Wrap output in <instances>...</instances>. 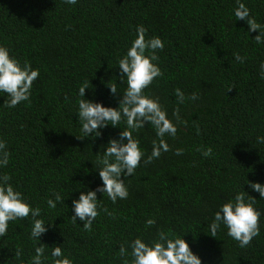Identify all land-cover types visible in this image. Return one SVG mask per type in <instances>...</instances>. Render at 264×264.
Instances as JSON below:
<instances>
[{
  "label": "trees",
  "instance_id": "obj_1",
  "mask_svg": "<svg viewBox=\"0 0 264 264\" xmlns=\"http://www.w3.org/2000/svg\"><path fill=\"white\" fill-rule=\"evenodd\" d=\"M250 15L264 25V0H242ZM236 0H0V44L23 63L39 69L30 102L13 109L0 106V138L7 141L9 165L0 170L30 203L42 209L46 222L42 234L45 264H51V246L61 245L73 264H124L119 246L137 236L154 237L157 229L186 233L185 239L202 264H264V200H257L260 231L245 248L218 231L208 235L217 205L238 191L247 180L264 183V44L247 33L243 20L235 21ZM143 25L148 36H159L158 51L163 75L146 89L157 98L169 117L179 109L182 124L175 137H165L169 151L151 163H141L125 180L128 197L115 204L97 198L101 209L91 230L71 219L72 199L87 185L94 189L98 173L91 171L95 154L119 128L102 130L101 137L78 139L75 134L76 93L89 81L86 99L117 106L122 93L112 96L107 83H120L116 60ZM233 53L244 57L236 62ZM123 86L118 85V90ZM199 99L177 103L174 90ZM5 97H0V105ZM123 127V125H121ZM148 155L156 139L145 125L134 134ZM182 149L180 155L175 150ZM211 148V155L203 151ZM123 179V176H122ZM82 183V184H81ZM245 184V185H244ZM244 186V189H243ZM53 192L67 197L55 209L44 203ZM156 223L145 228V220ZM27 221L9 223L0 237V264H27L33 242L27 238ZM188 232V233H187ZM49 246V247H48ZM16 248L20 259L13 258Z\"/></svg>",
  "mask_w": 264,
  "mask_h": 264
},
{
  "label": "clouds",
  "instance_id": "obj_2",
  "mask_svg": "<svg viewBox=\"0 0 264 264\" xmlns=\"http://www.w3.org/2000/svg\"><path fill=\"white\" fill-rule=\"evenodd\" d=\"M68 6L76 5L78 0H63ZM235 21L243 20L247 24V33L258 30L253 38L256 44H264V25L258 23L251 15L250 10L242 0H236L233 8ZM164 42L159 36L147 35V29L143 25L135 28V37L125 52L117 58L116 66L120 75L114 83H107L106 87L112 96L122 93L117 101V106H106L101 101L85 98V90L90 88L89 81L80 84L76 93V111L79 125L75 136L78 139L95 140L102 135V130L119 128L118 136L109 137L106 143L100 145V151L92 162L91 171L98 173L100 183L91 189L82 184L77 198L72 199L71 219L82 222L85 230H91L93 221L101 209L100 199L107 197L115 204L118 200L127 199L128 187L125 180L133 176L141 163H151L159 159L162 153L169 151V145L165 137H175L177 125L184 121L181 119L179 109L173 110L171 117L163 108L157 98L147 94L146 89L155 78L163 75L158 64V51L164 49ZM236 62L243 63L244 57L233 53ZM261 75L264 77V61L260 62ZM39 69L33 68L30 62L23 63L10 54L7 46L0 44V97H5L3 106L8 109L15 108L23 102H30L33 82L39 76ZM118 85L123 86L118 90ZM178 104L185 100L196 101L199 99L197 92H192L185 97L179 89L174 90ZM123 125V127H121ZM145 125L151 127L156 139L152 141L150 154L146 155L141 147L139 139L134 135ZM257 144H264V137H256ZM182 149L175 150L176 155L182 153ZM211 148L203 151L202 155H211ZM10 153L7 149V141L0 138V170L9 165ZM123 176V179H122ZM7 172L0 173V237L6 235L9 223L18 219L27 221L29 231L27 238L33 242V254L27 264H45L47 259L45 245L41 242V236L53 222H46L42 216V209L28 201L17 190ZM248 188L259 194V199L249 195L246 191L236 192L230 199L217 205L212 213L210 221H206L208 235L216 237L218 231L224 230L225 235L238 243L240 248L247 247L252 239L260 231V211L255 207L257 200H264V183L247 180ZM245 185V184H244ZM244 189V186H243ZM97 193L101 198H97ZM66 197V198H67ZM65 197L59 192H53L51 198H46L44 203L47 209L52 210L57 204L65 201ZM153 218L145 220V228L155 225ZM188 233V232H187ZM186 233H173L163 229H157L154 237L145 240L137 236L128 242L127 247L119 246V257L124 264H202L199 255L191 249L189 242L184 238ZM49 247V246H48ZM51 264H73L65 255L61 245L50 247ZM13 258L20 259L22 250L16 248Z\"/></svg>",
  "mask_w": 264,
  "mask_h": 264
}]
</instances>
